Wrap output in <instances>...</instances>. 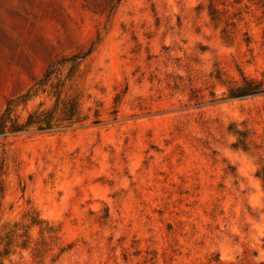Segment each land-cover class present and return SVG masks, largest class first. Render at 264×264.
Wrapping results in <instances>:
<instances>
[{"label":"rangeland","instance_id":"374dc122","mask_svg":"<svg viewBox=\"0 0 264 264\" xmlns=\"http://www.w3.org/2000/svg\"><path fill=\"white\" fill-rule=\"evenodd\" d=\"M4 114L0 264H264V0H0Z\"/></svg>","mask_w":264,"mask_h":264},{"label":"trees","instance_id":"16d2710c","mask_svg":"<svg viewBox=\"0 0 264 264\" xmlns=\"http://www.w3.org/2000/svg\"><path fill=\"white\" fill-rule=\"evenodd\" d=\"M216 9H213L212 12H215ZM66 61L67 59L71 62L69 72L74 70L76 59L78 56L73 55L69 57H63ZM62 61H54L48 64L45 71L42 73L41 77L36 80L37 90H43L46 85H51L52 77L56 78V75L59 73L60 66ZM250 92H255V87H248ZM246 88V89H248ZM231 96V95H229ZM55 105L52 109L48 110H34L30 112L27 116L25 124L28 126H33L34 128L43 129L47 132L50 131H60L66 127H73L75 125L83 124L85 116L81 114L79 109V103L75 98V95L68 97L66 99L60 98V95L56 96ZM5 114L0 119V127L3 125V119ZM5 122V121H4ZM1 132V130H0ZM39 222H33L32 225H39Z\"/></svg>","mask_w":264,"mask_h":264}]
</instances>
